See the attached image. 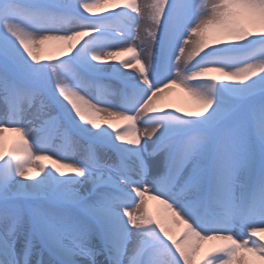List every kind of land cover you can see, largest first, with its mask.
<instances>
[{"label":"snow or ice","instance_id":"6c2138e0","mask_svg":"<svg viewBox=\"0 0 264 264\" xmlns=\"http://www.w3.org/2000/svg\"><path fill=\"white\" fill-rule=\"evenodd\" d=\"M0 264H264V0H0Z\"/></svg>","mask_w":264,"mask_h":264},{"label":"bare ground","instance_id":"6f19581e","mask_svg":"<svg viewBox=\"0 0 264 264\" xmlns=\"http://www.w3.org/2000/svg\"><path fill=\"white\" fill-rule=\"evenodd\" d=\"M146 2H147V0H137V3L139 5H144ZM109 7H110V5H109ZM140 27L143 28V22H141ZM99 89H100L99 90L100 91V97L99 98L105 97L106 89H105L104 85L100 84ZM90 91H91L92 95H95L96 94L95 92H97V87L90 89ZM163 95H164L165 99H164L163 103L160 105L161 107H166L167 105H171L173 108H175V107H183L184 108L183 103H182V100L185 96L184 92L180 91L179 89L173 88V89L167 90ZM107 98L110 99V97H107ZM101 107L102 108L107 107V105H101ZM144 126H145L144 124L139 125L140 128H143ZM29 127H32V126L29 125ZM5 136H6L7 143H12L15 139H17V136L15 133H6ZM10 136H11V138H10ZM68 162L71 163L73 161L70 160ZM46 163H49V162H46Z\"/></svg>","mask_w":264,"mask_h":264},{"label":"rangeland","instance_id":"374dc122","mask_svg":"<svg viewBox=\"0 0 264 264\" xmlns=\"http://www.w3.org/2000/svg\"><path fill=\"white\" fill-rule=\"evenodd\" d=\"M181 91V90H180ZM185 94V93H184ZM182 103H183V106H184V109L186 108L187 109H190L192 107H194V103L193 101L185 94L183 100H182ZM175 107V106H174ZM183 108V107H181ZM11 138V136H10ZM155 208V207H154Z\"/></svg>","mask_w":264,"mask_h":264}]
</instances>
